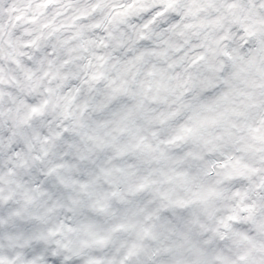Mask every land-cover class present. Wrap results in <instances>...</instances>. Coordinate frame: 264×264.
<instances>
[{
  "label": "clouds",
  "instance_id": "1",
  "mask_svg": "<svg viewBox=\"0 0 264 264\" xmlns=\"http://www.w3.org/2000/svg\"><path fill=\"white\" fill-rule=\"evenodd\" d=\"M0 264H264V0H0Z\"/></svg>",
  "mask_w": 264,
  "mask_h": 264
}]
</instances>
